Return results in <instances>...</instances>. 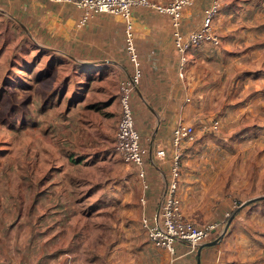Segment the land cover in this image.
<instances>
[{
    "label": "rangeland",
    "instance_id": "374dc122",
    "mask_svg": "<svg viewBox=\"0 0 264 264\" xmlns=\"http://www.w3.org/2000/svg\"><path fill=\"white\" fill-rule=\"evenodd\" d=\"M61 45L0 12V242L9 230L11 244L0 264H98L93 253L147 236L143 183L113 147L119 80L87 79ZM240 94L203 93L201 120L220 128L198 134L183 194L203 219L264 196V107Z\"/></svg>",
    "mask_w": 264,
    "mask_h": 264
},
{
    "label": "crops",
    "instance_id": "0c3cea01",
    "mask_svg": "<svg viewBox=\"0 0 264 264\" xmlns=\"http://www.w3.org/2000/svg\"><path fill=\"white\" fill-rule=\"evenodd\" d=\"M151 1L159 5L172 2ZM214 2L221 5L214 23L221 46L206 45L191 50L183 78L171 17L149 8H135L132 12L143 77L132 94L131 105L141 145L148 151L145 181L149 188L141 197L145 198L144 206L150 215L159 209L171 175L170 166L158 160L157 151L172 152L173 130L179 122L202 121L203 93H212L211 97L214 93H230L232 102L238 100V93L242 100L259 93L256 105L264 107V0H194L183 12L181 32L185 36L202 26L204 12ZM0 12L10 15L27 33L45 36L50 43L55 39L60 41L66 55L87 78L103 72L120 83L132 74L125 47V21L120 16L100 14L78 27L83 9L49 0H0ZM196 143L197 140L190 145L183 159L179 197L187 218L203 228L222 224L237 205H226L210 219H203L197 211L188 208L187 194H183L195 187L189 180L197 174L195 163L199 156L191 154L196 152ZM133 168L138 173V169ZM261 202L239 213L219 246L203 249L199 255L198 251L192 253L189 245L179 244L182 256L175 264H264L260 255L264 244L260 241L264 240V214L260 213L264 208L260 204L264 203ZM7 217L6 214V221ZM221 231L220 227L212 240ZM130 241L136 244L129 249L97 251L92 256L101 258L98 264H169V254L155 248L147 236H137ZM9 246L8 239H1L0 249L6 256ZM246 248L252 251L249 259L243 253Z\"/></svg>",
    "mask_w": 264,
    "mask_h": 264
},
{
    "label": "built area",
    "instance_id": "2783aa9c",
    "mask_svg": "<svg viewBox=\"0 0 264 264\" xmlns=\"http://www.w3.org/2000/svg\"><path fill=\"white\" fill-rule=\"evenodd\" d=\"M54 3L71 4L84 10V15L78 23V27L85 26L88 21L100 14L120 16L125 21V47L132 74L121 81L118 88V100L120 105V118L114 140V151L121 160L138 169V177L143 183V190L149 187L145 181V156L147 149L141 145V135L136 129L131 97L140 85L143 77L142 63L135 43V28L132 21V12L135 8L154 9L171 17L174 41L177 52L181 58V77L187 66V56L191 50L201 46L218 48L222 40L214 30V23L220 13L221 5L214 2L205 12L202 26L185 36L181 32V22L185 9L194 4V0H172L168 5H159L151 0H49ZM220 128V121L185 123L179 122L173 130L172 152L167 149L157 151V158L170 163V179L160 203L158 213L152 218L143 216L142 227L147 233L149 242L157 249L167 252L170 256L169 264H174L180 256L177 254V243H187L190 251H196L200 244L212 241L213 235L218 232L230 215L222 224H211L206 227H198L187 218L182 209V200L179 197L181 184L182 165L185 154L194 142L198 134L214 133ZM145 204V198L141 199ZM238 207V206H237Z\"/></svg>",
    "mask_w": 264,
    "mask_h": 264
},
{
    "label": "water",
    "instance_id": "95a60500",
    "mask_svg": "<svg viewBox=\"0 0 264 264\" xmlns=\"http://www.w3.org/2000/svg\"><path fill=\"white\" fill-rule=\"evenodd\" d=\"M264 201V196L263 197H257L254 199L249 200L248 202L244 203L242 206L239 207L238 211L236 212L235 215H233L226 223L225 226L223 228V230L220 232L219 236L217 237V239L209 241V242H205L203 244H200L198 246V254L200 255L202 250L205 248H209V247H215V246H219L221 244V242L224 240V237L226 236L235 216L242 211L243 209H245L246 207L254 204V203H258Z\"/></svg>",
    "mask_w": 264,
    "mask_h": 264
},
{
    "label": "trees",
    "instance_id": "16d2710c",
    "mask_svg": "<svg viewBox=\"0 0 264 264\" xmlns=\"http://www.w3.org/2000/svg\"><path fill=\"white\" fill-rule=\"evenodd\" d=\"M205 12H206V11H205ZM205 12H204V13H205ZM182 34H183V33H182ZM183 35H184V34H183ZM218 48H219V47H218ZM79 68H80V67H79ZM78 70H79V69H78ZM94 75H95V74H93V76H94ZM100 75H101V74H100ZM90 77H92V76H90ZM90 77H89V78H90ZM89 78H87V79H89ZM118 88H119V86H118ZM255 204H256V203H254V204H252V205H250V206H253V205H255ZM250 206H249V207H250ZM159 207H160V206H159ZM246 208H247V207H246ZM238 209H239V208L237 207L236 209H234V210L230 213V217L226 220V222H227V221H228L233 215L236 214V212L238 211ZM158 211H159V209L156 211L155 215L158 213ZM240 212H241V211H240ZM240 212H239V213H240ZM239 213L235 216V218L239 215ZM155 215H148V216H149L148 218L152 219ZM235 218H234V219H235ZM5 233H6V239H8V241H9V243H10L9 230H6ZM217 237H218V236H217ZM217 237H216L215 239H217ZM215 239H214V240H215ZM179 244H183V243H181V242H180V243H177L176 250H177V254H178L179 256H180V255L182 256V254L179 253V248H178V245H179ZM184 244L188 245L187 243H184ZM9 247H11V244H10ZM188 248L190 249L189 246H188ZM212 248H213V247L205 248V250H207V249H212ZM9 250H10V249H9ZM197 251H198V248L196 249L195 252H197ZM9 252H10V251H9ZM195 252H194V253H195ZM174 264H175V263H174Z\"/></svg>",
    "mask_w": 264,
    "mask_h": 264
}]
</instances>
